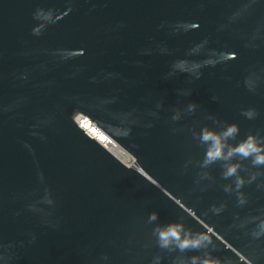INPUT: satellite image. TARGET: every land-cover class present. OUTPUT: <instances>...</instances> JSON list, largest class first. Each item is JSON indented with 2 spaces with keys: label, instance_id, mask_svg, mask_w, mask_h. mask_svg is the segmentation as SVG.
Instances as JSON below:
<instances>
[{
  "label": "water",
  "instance_id": "1",
  "mask_svg": "<svg viewBox=\"0 0 264 264\" xmlns=\"http://www.w3.org/2000/svg\"><path fill=\"white\" fill-rule=\"evenodd\" d=\"M231 123L264 137V0H0V264H264V167L237 194L200 166V130ZM174 222L209 248H159Z\"/></svg>",
  "mask_w": 264,
  "mask_h": 264
},
{
  "label": "clouds",
  "instance_id": "2",
  "mask_svg": "<svg viewBox=\"0 0 264 264\" xmlns=\"http://www.w3.org/2000/svg\"><path fill=\"white\" fill-rule=\"evenodd\" d=\"M197 78L199 77L197 76ZM195 109L196 105L194 104L188 106L189 112H193ZM242 115L248 119H253L257 113L254 109H247L242 112ZM178 118V116L173 117V119ZM239 133L238 124L231 123L220 131L205 126L197 136L200 144L206 146L204 158L200 162L201 168L206 169L217 162H222V178L225 180L234 178V189L233 184L224 185L226 193H231L235 190L239 194L240 189L244 187L246 182L251 183V180L255 179L253 175L251 179L246 181L245 177L241 175V170L244 167L243 161L250 160L253 167H264V137L249 133L244 139L231 143V141L236 140ZM202 175L208 177L209 173L204 172ZM238 202L240 204L245 202L242 195H238ZM213 211L218 214L222 211V207H214ZM157 220L158 214L155 212L151 213L149 222ZM257 228L258 231L255 235H264V219L259 221ZM153 232L157 238L159 248L168 251H178L180 253L188 251L199 252L202 249L207 250L211 245V239L207 235L204 233H193L180 222L166 225L157 224ZM159 259V257L156 258L155 264H159ZM178 264H220V261L217 257L212 256L211 252L204 251L203 255L179 258Z\"/></svg>",
  "mask_w": 264,
  "mask_h": 264
},
{
  "label": "built area",
  "instance_id": "3",
  "mask_svg": "<svg viewBox=\"0 0 264 264\" xmlns=\"http://www.w3.org/2000/svg\"><path fill=\"white\" fill-rule=\"evenodd\" d=\"M74 121L87 136L94 139L124 165L130 166L134 162L131 156L126 154L112 139L93 125L87 117L77 114L74 116Z\"/></svg>",
  "mask_w": 264,
  "mask_h": 264
}]
</instances>
